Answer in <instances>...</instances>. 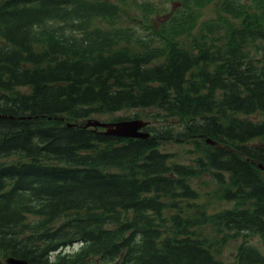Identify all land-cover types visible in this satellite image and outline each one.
<instances>
[{"label": "trees", "instance_id": "16d2710c", "mask_svg": "<svg viewBox=\"0 0 264 264\" xmlns=\"http://www.w3.org/2000/svg\"><path fill=\"white\" fill-rule=\"evenodd\" d=\"M132 1L0 0V264H264V0ZM131 109L170 123L84 126Z\"/></svg>", "mask_w": 264, "mask_h": 264}, {"label": "rangeland", "instance_id": "374dc122", "mask_svg": "<svg viewBox=\"0 0 264 264\" xmlns=\"http://www.w3.org/2000/svg\"><path fill=\"white\" fill-rule=\"evenodd\" d=\"M134 1V0H133ZM132 1V2H133ZM136 1H143V0H136ZM158 6H162V11L159 16V22L163 20L169 19L172 15L171 14H166L167 12L171 11L173 7L177 6L176 0H153ZM133 5V4H132ZM217 0L215 2H207L206 4L203 5V15H205L206 18L209 17H217L219 14L217 12ZM133 12H127L123 14V20L125 21V24L128 25H133L134 20L132 18ZM158 21H156L155 25H157ZM137 111L136 110H125L122 112H117L113 114V117L115 116H133ZM109 115L106 116H94L95 118L103 120L105 117H108ZM144 120H148L150 122V126H156L160 127L162 126L163 122H166V118L161 116L158 117V119H152L148 117L147 115H143ZM250 118H252L255 121L259 120H264V114H257V115H252ZM174 124H177L179 120L174 119ZM151 132V130L149 129ZM152 133V132H151ZM194 144L193 142L191 143H179L177 141H172L168 144L165 145L166 150H170L171 152L175 153V157L178 158L181 162L185 163H190L189 161L191 158H193L194 155ZM187 151H192L191 153ZM197 188L200 192L201 198L203 200V203H205L212 211L214 210H219L223 209L225 207H231L234 205L233 202L229 201H219L217 200L214 196L207 197L208 192L215 188L216 186L212 183V180L208 176H204V178L196 180ZM200 198V201H201ZM202 202V201H201ZM240 240L238 242H233L224 251V256L227 261H232L233 258L235 257V252H236V247L239 244ZM253 242H256V245L259 247H262L263 244L259 243L257 238L253 239Z\"/></svg>", "mask_w": 264, "mask_h": 264}, {"label": "water", "instance_id": "95a60500", "mask_svg": "<svg viewBox=\"0 0 264 264\" xmlns=\"http://www.w3.org/2000/svg\"><path fill=\"white\" fill-rule=\"evenodd\" d=\"M90 125H103L108 128V134L118 135L123 137H134V138H146L149 136V133L141 132L140 129L143 128L146 123L139 119L123 120L114 123L104 124L99 121H89L88 126ZM264 168V165H260ZM8 264H30L26 259L9 257L7 258Z\"/></svg>", "mask_w": 264, "mask_h": 264}]
</instances>
